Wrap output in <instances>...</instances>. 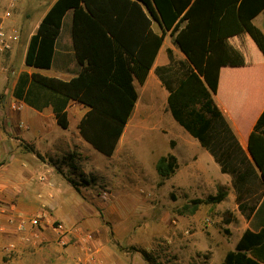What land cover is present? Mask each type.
Listing matches in <instances>:
<instances>
[{"label": "rangeland", "instance_id": "374dc122", "mask_svg": "<svg viewBox=\"0 0 264 264\" xmlns=\"http://www.w3.org/2000/svg\"><path fill=\"white\" fill-rule=\"evenodd\" d=\"M53 1L17 0L11 22L22 42L6 62L7 79L0 82V166L13 165L19 179L10 186V192L18 194L9 201L12 206L5 208L8 203L0 199V208L10 213L0 223V235L8 238L3 253L28 257L32 264H220L234 250L235 236L225 223L232 213L230 199L183 215L185 205L214 190L179 186L176 175L160 177L156 165L172 154L180 162L178 172L186 170L190 162L184 145L212 162L213 181L223 182V175L209 153L175 121L159 90L160 117L131 123L112 157L80 139L78 125L86 109L78 103L70 106L68 130L49 118L41 129L36 123L12 120L22 112L10 108L12 84L21 74L35 73L25 64V49ZM154 30L162 33L158 25ZM162 58L167 59L163 51L156 64ZM42 72L55 76L52 70ZM73 76L66 73V79ZM34 218L38 228L18 231L22 219ZM142 252L149 254V262Z\"/></svg>", "mask_w": 264, "mask_h": 264}, {"label": "trees", "instance_id": "16d2710c", "mask_svg": "<svg viewBox=\"0 0 264 264\" xmlns=\"http://www.w3.org/2000/svg\"><path fill=\"white\" fill-rule=\"evenodd\" d=\"M70 11L72 48L80 72L67 81L40 73L21 74L14 90L16 99L39 112L51 107L63 130L70 126L69 106L82 105L86 113L78 125L81 138L112 157L138 101L134 81L146 83L169 34L185 59L177 60L168 49L169 63L157 67L155 73L169 93L172 117L214 158L222 173L232 177L241 215L250 220L262 214L264 112L246 151L214 95L227 38L246 32L264 55V34L253 23L264 11V0H56L29 40L27 67H52ZM155 25L161 34L155 32ZM178 167L177 157L170 154L159 159L156 170L169 179ZM227 196L228 188L219 186L215 195L193 200L180 213L219 205ZM232 215L227 225L234 220ZM142 254L149 262V254ZM220 264H264V228L257 233L246 231Z\"/></svg>", "mask_w": 264, "mask_h": 264}, {"label": "crops", "instance_id": "0c3cea01", "mask_svg": "<svg viewBox=\"0 0 264 264\" xmlns=\"http://www.w3.org/2000/svg\"><path fill=\"white\" fill-rule=\"evenodd\" d=\"M55 1L56 0H54L53 3L49 6L48 10L54 4ZM47 11L45 12V14L47 13ZM45 14L43 15V17L45 16ZM69 16L73 17L72 11L68 12L66 18ZM72 17L70 18L71 20L67 25H65L66 18L64 20V26L61 30L57 42V50H56L54 62L52 67L48 69L55 72L54 73L55 76H48V77H54L67 81L77 76V74L81 70V67L77 63L72 48V39H71ZM253 23L264 34V11L254 19ZM38 27L39 26H37V28ZM172 38L173 37L170 36L169 34L166 36L164 45L160 50L159 54L163 51L167 59L164 60L162 58L160 65L156 64L155 62L154 67L152 68L146 83L144 85H140L137 82V80L134 81V85L138 93V101L130 118V121L125 129V132L129 128L130 124L135 123L137 120H143L144 122H146L148 120H152V118L160 117L161 109H159L158 107L157 98H156V92H158V90L159 92L162 93V96L165 95L166 107H168L169 93L166 90V88L162 85L161 81L158 79L155 70L157 67L165 66L169 63V58L167 54L168 49L173 51L174 56L177 60L182 61L185 59L184 54L178 49V47L174 43V40L172 41ZM28 44L25 49L26 52H27ZM20 47L21 45L17 46L14 52ZM14 52L11 53V55L6 59H10L12 56H14ZM25 57H26V53H25ZM5 61L6 60H4L3 62ZM28 68L34 70L35 73H40L44 76H47L42 72L43 70H36L30 67ZM70 72H72L74 76L70 79H66V73H70ZM1 81L2 80H0V82ZM138 85H140L143 88L139 90ZM214 101L218 106V108L220 109L221 113L223 114L224 118L230 125L240 145L247 151L250 135L254 131V128L259 118L264 112V55L259 50V48L252 40V38L249 36V34L246 32L227 38L223 43L222 58H221L220 71H219L218 91L214 95ZM70 106L68 108V115L70 111ZM24 109L26 110L22 111L18 115L13 114L11 116L12 120H16L18 118L24 123H28V122H31L33 124L36 123L37 126H39V129H41L40 126L43 125L45 126L44 123L45 118H49L57 123L56 117L51 107L45 109L42 112L36 111L35 109L28 107L27 105H25ZM69 122L71 124L70 117H69ZM40 134H41V130L39 134H37V136L40 137ZM80 139H82L81 136ZM194 146L197 145L194 144ZM183 148L186 151L185 154L189 156L190 164L188 165V167H186V170L183 169L178 172V170L180 169V162L177 158L179 167L174 175L177 176V181L179 186H181L182 184L183 185L187 184L189 185L190 189L192 186V188H196L197 190H201V189L204 190L208 187L207 189L211 188L210 190H214L212 191L213 193H209V195L216 194L217 186H225L228 188V196L226 200L230 199L229 210L233 213V215L236 218V221L230 223L228 226L231 229V232L235 236V243H234V250H235L237 244L239 243V241L241 240V238L243 237L246 231L250 230L254 233H257L262 228H264V212L258 215L255 214L250 220H246L245 217L242 216L241 213L239 212L238 206L235 201L236 196L234 189L232 187V177L230 175L223 174L219 167V170L223 175L222 179L224 181L217 184L216 181H213V177L210 172L212 162H209V159L206 158L205 156L204 157L200 156L199 152L191 154L189 151L190 150L189 146L183 145ZM18 179H19L18 171H16L13 165L6 164L0 166V199L8 203V204H4L5 208L7 209L10 206H12V204L9 201L11 200L14 201L15 197H17L18 195L17 193L12 194L10 192V186L13 184V182L18 181ZM178 189L183 190L182 187H178ZM11 195H16V196H11ZM17 207L19 208V205H17ZM5 208L4 209L0 208L1 224L2 222L4 223L5 221H7L8 218L10 217V213L8 211L6 212ZM1 235H0V264H32V260H30V258L28 257L20 256L17 259L4 254L3 244H5L8 241V238L2 237Z\"/></svg>", "mask_w": 264, "mask_h": 264}, {"label": "built area", "instance_id": "2783aa9c", "mask_svg": "<svg viewBox=\"0 0 264 264\" xmlns=\"http://www.w3.org/2000/svg\"><path fill=\"white\" fill-rule=\"evenodd\" d=\"M17 7V0H0V80L7 79L9 74V67L5 64L11 53L15 48L21 45L22 34L19 30L12 27L11 22L13 19L14 10ZM6 60L5 62H3ZM19 78V76H18ZM18 78L13 82V90L11 91L9 99L11 101L10 108L12 111L21 112L25 108V103L16 99L14 96V90L18 82ZM40 222L37 218L25 220L22 219L19 223L18 231L27 232L28 228H38ZM62 245H66L67 242L63 239ZM14 246H11L13 249Z\"/></svg>", "mask_w": 264, "mask_h": 264}]
</instances>
